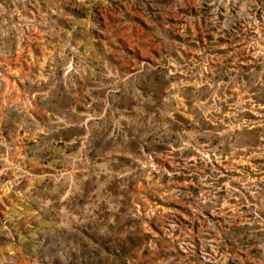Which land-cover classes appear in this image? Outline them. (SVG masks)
I'll list each match as a JSON object with an SVG mask.
<instances>
[{"label": "rangeland", "instance_id": "obj_1", "mask_svg": "<svg viewBox=\"0 0 264 264\" xmlns=\"http://www.w3.org/2000/svg\"><path fill=\"white\" fill-rule=\"evenodd\" d=\"M0 264H264V0H0Z\"/></svg>", "mask_w": 264, "mask_h": 264}]
</instances>
